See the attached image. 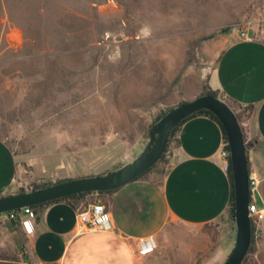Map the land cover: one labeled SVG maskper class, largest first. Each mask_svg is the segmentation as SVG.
<instances>
[{"label":"rangeland","instance_id":"374dc122","mask_svg":"<svg viewBox=\"0 0 264 264\" xmlns=\"http://www.w3.org/2000/svg\"><path fill=\"white\" fill-rule=\"evenodd\" d=\"M248 31L264 37V0H0V139L17 193L67 180L41 178L59 165L118 168ZM259 239L246 264H261ZM20 249L0 221V261Z\"/></svg>","mask_w":264,"mask_h":264},{"label":"crops","instance_id":"0c3cea01","mask_svg":"<svg viewBox=\"0 0 264 264\" xmlns=\"http://www.w3.org/2000/svg\"><path fill=\"white\" fill-rule=\"evenodd\" d=\"M246 34L253 40L238 38L221 53L209 88L240 119L249 171L258 181L251 203L264 211V37ZM225 142L219 124L199 115L173 133L162 162L128 185L90 194L77 207L62 201L37 212L32 209L34 218L22 211L1 215V223L21 249L18 259L0 264H222L234 248L237 232L233 178L223 170L220 158ZM98 168L85 162L59 165L43 171L41 178L68 180L105 173ZM20 188L17 157L0 139V197ZM96 199L105 204L114 230L79 234L78 210ZM256 234L264 264V221ZM149 235L156 237L159 250L140 258L138 241Z\"/></svg>","mask_w":264,"mask_h":264},{"label":"water","instance_id":"95a60500","mask_svg":"<svg viewBox=\"0 0 264 264\" xmlns=\"http://www.w3.org/2000/svg\"><path fill=\"white\" fill-rule=\"evenodd\" d=\"M214 114L227 135L234 190L235 245L222 264H243L252 243L253 221L249 214L251 190L246 141L233 108L221 97L200 95L166 112L150 129L147 142L131 158L107 173L68 179L47 187L0 197V215L44 205L82 193H103L133 182L152 169L165 154L174 129L200 111Z\"/></svg>","mask_w":264,"mask_h":264},{"label":"built area","instance_id":"2783aa9c","mask_svg":"<svg viewBox=\"0 0 264 264\" xmlns=\"http://www.w3.org/2000/svg\"><path fill=\"white\" fill-rule=\"evenodd\" d=\"M240 38L252 41V37L248 36L246 32L240 34ZM228 142H225L223 148L220 151V158L223 162V170L229 172L231 167V157ZM258 184L257 178L250 174L249 176V186L251 192L256 189ZM99 195V193H93ZM22 211L24 214L29 215L31 218L35 217V213L31 208H26ZM249 214L257 225L264 221V211L260 210L256 204L250 203ZM76 230L79 234H89V233H111L114 230V225L105 204L100 200L96 199L94 202L78 210L77 213V225ZM159 245L156 237L154 235H149L141 238L138 241L137 254L140 258H143L155 251H157Z\"/></svg>","mask_w":264,"mask_h":264},{"label":"trees","instance_id":"16d2710c","mask_svg":"<svg viewBox=\"0 0 264 264\" xmlns=\"http://www.w3.org/2000/svg\"><path fill=\"white\" fill-rule=\"evenodd\" d=\"M44 10H45L44 7H41V8H40V11L43 12ZM202 95H210V96H214V97H220L218 92L213 91V90H211L210 88H207V89L204 91V93H203ZM170 110H171V109H170ZM164 114H165V113H163V114L158 118V120H159ZM199 115H205V116L211 118L212 120H214L215 122H217V123L219 124V126L221 127L222 131H223V135H224V139H225V141L228 142L227 135H226V133H225L223 127H222V124L220 123V121L218 120V118H217L214 114H212L211 112H208V111L203 110V111H200V112H198L197 114L191 116L190 118H193V117H196V116H199ZM237 117H238V116H237ZM190 118H188V119H190ZM188 119H187V120H188ZM238 119H239V117H238ZM187 120H185V121H187ZM185 121H184V122H185ZM239 121H240V119H239ZM184 122H182L181 124H179V125L174 129L173 133H174V132L178 129V127H180ZM173 133L171 134V136L173 135ZM171 136H170V138H171ZM169 140H170V139H169ZM166 150H167V149H166ZM165 153H166V152H165ZM164 157H165V154L162 156L161 160H160V161H159V162H158L153 168H155L160 162H162V161L164 160ZM153 168H152V169H153ZM152 169H150L148 172H150ZM148 172H146V173H148ZM146 173H144L143 175H145ZM229 174H230L231 179H232V169H231V167H230V169H229ZM143 175H142V176H143ZM142 176H140V177H142ZM140 177H139V178H140ZM64 181H65V180H64ZM60 182H63V181H60ZM60 182H58V183H60ZM47 186H50V185H45L44 187H47ZM42 188H43V187H42ZM37 189H39V188H37ZM103 193H104V192H103ZM90 194H93V193H82V194H79V195H73V196H69V197H66V198H62V199H59V200H56V201H53V202H50V203H47V204H44V205L32 206V207H30V208L33 209V210H35V212H37L39 209L43 208L44 206H46V205H48V204L55 203V202H62V201H63V202H67L68 204H70V205L73 206V207H77V206L80 204L81 199L85 198L86 196H88V195H90ZM99 194H102V193H99ZM18 212H20V210H17V211H14V212H9V213H7L6 215H9V216H10V215H13V214L18 213ZM232 214H233V216H234V190H233V195H232ZM0 216H1V215H0ZM255 238H256V225H255L254 222H253V224H252V243H251V246H250L249 253H248L246 259L244 260L243 264H246V262L248 261L250 255L256 253V251H257V249H256Z\"/></svg>","mask_w":264,"mask_h":264}]
</instances>
